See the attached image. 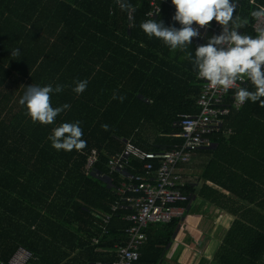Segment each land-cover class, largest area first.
<instances>
[{
    "label": "trees",
    "instance_id": "1",
    "mask_svg": "<svg viewBox=\"0 0 264 264\" xmlns=\"http://www.w3.org/2000/svg\"><path fill=\"white\" fill-rule=\"evenodd\" d=\"M127 2L133 5L134 12L121 11L115 0L60 2L75 17L76 25L71 29L87 30L83 38L69 39L70 50L74 52L73 63L67 71L56 76L55 82H66L69 77L73 88L80 72L88 71L79 66L80 52L88 44H82L84 37H87L85 41H92L93 46H101V40L94 37L92 30L104 40L110 38V33L117 32L119 36H112L115 47H128L136 52L133 56L129 54L134 58V67L123 66L116 77L120 85L118 96L124 97L123 102L114 99L107 104L101 117L90 121L93 124L83 122L82 139L87 146L81 151L55 150L47 139V130L43 131L38 124L32 127L30 120L18 128L21 122L16 117L21 108L18 101L26 87L22 85L19 90V84L31 81L32 65L22 71V77L14 72L28 56L17 44L19 39L15 36L20 28L13 24L15 32H7L11 23L0 19V260L3 262H7L19 247L38 259V262L30 260L29 264L110 261L107 254L98 252L111 250L115 243L124 244L125 229L131 224L126 218L133 213L118 195V190L122 183L128 182L129 175L143 173V165L147 162L122 159L124 172L109 173L110 158L122 152L125 142L145 151L180 145L182 139L176 137L180 132V115L197 112L201 82L190 61L184 58L185 52H171L159 39L149 38L140 28L148 19L162 21L166 27L180 28L179 23L171 19L175 13L171 0L160 2L159 14L151 18L146 16L149 11L146 0ZM8 5L9 1L2 8L8 11ZM261 7H264V0H239L236 14L247 20L241 32L256 36L251 12ZM214 23H210L201 40L193 39L189 52L194 55L196 47L206 43L207 37L218 35L211 29ZM14 49L19 50L18 56L11 55ZM43 73L48 72L39 70L32 82H49L50 78ZM56 73L55 68L53 74ZM103 77L102 82L115 79L109 78L108 73ZM25 78L28 81H24ZM96 81L97 78L92 82ZM246 85L253 90L250 83ZM65 103L70 109L63 123L80 121L69 119L80 113L78 99ZM105 124L107 131L101 128ZM210 139V146L196 150L209 154L202 173L192 181L184 178L187 185L183 192L190 195L188 202L176 205L184 207L194 196L228 218L227 228L217 227L214 231L217 244L210 255L212 264H264V107L259 102L246 101L238 112L226 118L222 131L211 135ZM93 151L96 161L87 168ZM198 182L202 184L195 189L194 183ZM125 196L133 197L134 194L126 191ZM115 203H118L117 209L111 213ZM105 215H110L108 224L102 221ZM183 219L149 224L144 230L146 241L134 264H161ZM187 221L190 228L195 229L198 219L192 216ZM193 236L194 245L198 237ZM92 238L98 243L93 245Z\"/></svg>",
    "mask_w": 264,
    "mask_h": 264
},
{
    "label": "crops",
    "instance_id": "2",
    "mask_svg": "<svg viewBox=\"0 0 264 264\" xmlns=\"http://www.w3.org/2000/svg\"><path fill=\"white\" fill-rule=\"evenodd\" d=\"M7 1H9L8 11L2 8ZM80 1L81 0H78V2ZM60 2L61 0H2V2L0 0V12L3 11V13L0 14V19L1 22L5 21L8 24L11 23L10 30L7 32L14 31L13 27L16 25L20 28L19 32H16L17 35L15 37L19 39L17 44L22 46V53L28 56L27 60L22 62V66L14 72L19 73L22 77V71L26 70V67L32 65L29 71L31 81L29 82L27 78H25L24 81L27 80L28 82L19 84V90L22 85L27 87L32 84L43 87L51 84L53 88H55L56 85H64L65 87L62 92H53L51 94V104L53 107H58L65 104L66 100L71 101L72 99H78L81 103L79 107L80 113L78 116H69V119L71 117L79 119L82 129L83 122L86 124H93V122L90 121L96 120L97 117L99 118L102 116L107 104L114 100L112 99L113 94L115 93L118 95L120 85L116 77H118L123 66L128 67L132 65L134 67V58L131 56L136 52L128 47H115L116 41L112 36H119L117 32L110 33V38L108 39L106 37L105 39L108 40H104L102 35L92 30L91 33L94 37L101 40V46L96 44L93 46L92 41H85L87 37H84L82 41V44H88L85 45L86 49L80 52L81 57L79 66H81V68H87L88 71L85 73L80 72L81 76L79 75V81H88L86 90L80 95L75 94L72 91L69 77L66 82H55L56 76L64 70L67 71L73 63L74 52L70 50L69 39L76 38L74 36L83 38L82 36L87 30V28H84L76 32V29H71L72 25H76L75 17L72 16L66 6H63ZM66 4L69 5V3ZM13 24L14 26L12 27ZM69 29H71V31ZM108 41L110 42L106 43ZM109 45L112 46L108 48ZM88 48H90V50H88ZM129 54H131V56ZM7 64L8 63H5L4 66H7ZM55 68L58 72L56 75L53 74ZM39 70L48 72L43 73V75L48 76V79L50 78L49 82H32L35 80L32 77H36ZM89 72H91L90 75ZM104 73H108L109 78L115 77L114 81L102 82V79H105L103 77ZM95 78H97V81L92 82ZM24 112L25 110L22 106L19 108L18 112H16V117L21 119L20 125H18L19 129L24 126L26 120H30ZM66 115H69L68 110L60 113L56 117L55 123L51 126L37 123V127H41L40 129L43 131L44 129L47 130V133L50 135L53 128L63 123V119ZM30 123L32 127L36 126V124L32 122ZM206 154L200 151H196L192 154L190 162L184 166V178L192 181L202 173V168L209 157V154ZM201 184L202 182L194 183V185H196L195 189H198ZM192 216H194L195 220L198 219L194 226L195 229L190 228V223L187 221L188 217L192 218ZM182 217L185 219L181 221L179 227L176 229L174 239L169 245V248L164 252L161 264H212L210 255L217 244V239L214 238V231L217 227L227 228L229 223L228 218L217 208L202 203L199 198L194 196H192L191 201L184 206ZM182 225L185 226V228H183ZM31 228H33V226ZM191 235L198 237L194 245ZM81 239H83V241L85 240L84 234ZM60 245L63 249L65 248L64 244ZM109 251L110 250H99V252H97L106 255ZM33 261L38 262V259L34 258ZM60 263H63V261Z\"/></svg>",
    "mask_w": 264,
    "mask_h": 264
},
{
    "label": "clouds",
    "instance_id": "3",
    "mask_svg": "<svg viewBox=\"0 0 264 264\" xmlns=\"http://www.w3.org/2000/svg\"><path fill=\"white\" fill-rule=\"evenodd\" d=\"M115 3L121 11H135L127 0H115ZM171 4L175 7L171 19L178 22L180 28L166 27L162 21L148 19L140 24L142 31L149 38L159 39L173 53L177 50L185 52L184 58L192 64L196 77L207 82L213 95L235 88L234 100L238 106L251 101L264 107V27L257 28L256 36L240 31L247 25V20L236 14L239 0H171ZM159 12L158 6L153 13ZM251 16L264 19V7L252 11ZM212 21L221 27L220 33L207 37V42L197 46L193 55L188 51L193 38H200V29L209 27ZM11 55L18 56L19 50H12ZM238 82L242 85L250 83L253 90L247 86L238 87ZM87 85V80L76 81L72 91L80 95ZM64 87L31 84L25 87L18 103L33 124H53L60 113L70 109L67 103L58 107L51 104V94L62 92ZM112 99L123 102L124 97L114 93ZM101 128L107 131L108 125H101ZM82 136L80 121H76L53 128L47 139L55 150L81 151L87 146Z\"/></svg>",
    "mask_w": 264,
    "mask_h": 264
},
{
    "label": "built area",
    "instance_id": "4",
    "mask_svg": "<svg viewBox=\"0 0 264 264\" xmlns=\"http://www.w3.org/2000/svg\"><path fill=\"white\" fill-rule=\"evenodd\" d=\"M149 6L147 17H155L153 13L160 2L165 0H146ZM153 13V15H152ZM131 26V22L129 24ZM195 26V25H194ZM264 27V19H256L252 24L253 32L257 35V28ZM211 29L217 34L221 27L215 22ZM207 28H201V40ZM197 78V77H196ZM201 82V91L197 98V112L193 114L180 115L178 126L180 132L176 137L182 139L180 145H175L169 149L160 151H145L125 142L122 152L110 158L108 162L109 173L117 171L124 172L125 165L122 159L135 158L145 161L143 173L132 176L129 175L128 182L121 184L118 195L124 202L133 209L126 220L130 221V226L125 229L124 244L115 243L107 256L110 261L97 262L95 264H134L140 257V249L146 241L144 230L149 224L168 223L172 219L181 218L184 207L176 204L187 203L188 194L183 192L187 182L184 179V166L190 160L194 151L210 146V136L222 131L226 118L232 113L238 112L243 106H238L234 100L235 88L227 93H216L213 95L207 82ZM238 87L247 86L238 82ZM227 133L229 129L225 130ZM96 161V152H92L88 158L87 168H90ZM126 191L134 194L133 197L125 196ZM118 203L111 207V213L117 209ZM110 215H105L102 221L109 223ZM183 228L185 226L182 225ZM91 243L97 244L96 238ZM33 259L32 254L22 247H19L7 262L0 260V264H29Z\"/></svg>",
    "mask_w": 264,
    "mask_h": 264
},
{
    "label": "rangeland",
    "instance_id": "5",
    "mask_svg": "<svg viewBox=\"0 0 264 264\" xmlns=\"http://www.w3.org/2000/svg\"><path fill=\"white\" fill-rule=\"evenodd\" d=\"M165 3H166V0H165ZM157 16V15H156ZM169 248V247H168ZM33 261V260H32Z\"/></svg>",
    "mask_w": 264,
    "mask_h": 264
}]
</instances>
